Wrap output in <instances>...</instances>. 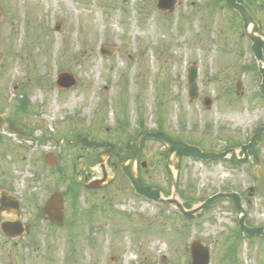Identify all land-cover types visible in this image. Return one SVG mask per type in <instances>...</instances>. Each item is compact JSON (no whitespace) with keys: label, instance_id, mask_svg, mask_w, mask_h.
<instances>
[{"label":"rangeland","instance_id":"rangeland-1","mask_svg":"<svg viewBox=\"0 0 264 264\" xmlns=\"http://www.w3.org/2000/svg\"><path fill=\"white\" fill-rule=\"evenodd\" d=\"M157 2L0 0V110L33 133L21 138L5 125L0 184L13 187L14 183L18 195L26 197L34 188L42 195L55 185L67 186L90 164L94 166L89 171L99 175L97 150L89 152L54 139L77 132L115 142L116 132L119 136L130 130L135 133L142 121L146 129H163L206 148L223 149L246 142L264 124L261 75L235 12L216 0H180L173 12L164 13ZM259 18L264 35V6ZM102 48H112V54H104ZM194 63L199 67L202 96L213 98L210 108L202 98H189L187 67ZM255 64L256 69H244ZM61 71L72 72L77 84L67 90L58 88ZM239 79L242 94L236 92ZM24 98L25 104L20 102ZM49 151L61 156L58 165L66 168L69 179L60 178L57 168L46 163ZM259 151L264 166V141ZM166 154L164 143L146 142L145 179L171 196L176 189L174 174L180 191L176 197L181 202L187 199L193 207L216 192L248 191L256 184L248 166L192 158H184L180 169L175 163L170 175ZM36 175L45 177L35 180ZM123 182L120 177L110 192L83 190L79 212L69 210L61 232L49 238L44 230L47 223L40 220L33 235L44 247L53 241L60 264L67 257L70 264L77 260L94 264L112 256L126 264L154 260L163 264V257L168 264H184L190 258L182 251L198 238L212 246L215 264H230L222 262L226 255L233 260L226 248L238 229L239 213L229 201L216 202L183 235L177 215L136 197ZM252 197L250 223L264 225V197ZM74 231L79 236L71 238ZM241 242L240 258L245 264H264L260 240ZM11 246L4 237L0 239V264H8Z\"/></svg>","mask_w":264,"mask_h":264},{"label":"flooded vegetation","instance_id":"flooded-vegetation-1","mask_svg":"<svg viewBox=\"0 0 264 264\" xmlns=\"http://www.w3.org/2000/svg\"><path fill=\"white\" fill-rule=\"evenodd\" d=\"M8 124V122H6ZM10 124L8 126L10 127ZM126 126L129 125V122L124 124ZM118 127V126H117ZM20 131H22L21 128H19ZM143 123L142 121L139 122L137 131L134 133L131 130L127 131L126 134H122V136H119L118 132H116V136L118 137L115 142H111L109 140H96L90 138L88 133H83L86 135H82L81 132H77L72 138H68L67 142L68 144H73L75 146H81L85 147V149H88L89 152L93 150H97L99 157H98V163L100 166V174L97 176H94V171H89V169H92L94 164H90V167L88 168V171L84 173L83 175H79V179L70 181L67 186L60 188L59 186L55 185L52 189H48V191H44L46 193L40 195L39 192L36 191V189H33V192L29 196H23L18 195V192L15 191L14 183L12 184L13 187H11V184L4 185L0 184V239L4 237L12 244V250L8 254V264H47L50 261V264H60L57 260V247L53 243V241L50 243L49 246L44 247L43 243L41 245L40 241L36 239V237L33 235L34 228L40 223V220L46 222L47 224L44 226V230L46 231V236H56L58 232H61L65 224H67L68 218H69V210H73L75 212H79L80 208L78 206V198L83 190L86 192H101L103 190H108L110 192L113 185L119 180L120 177L125 178V187L128 186L131 190L134 191L130 180L123 174L121 163H125L129 157L132 155V152L129 150V146H132L135 148V142L130 143V141L135 138L138 133L143 130ZM21 134H24V136L28 135L22 131ZM17 135V134H15ZM20 135V134H18ZM17 135V136H18ZM86 136L89 138V140H96L98 142H102L103 145L97 146L94 145L92 147H88L87 145H84L82 141H80L79 136ZM89 135V136H88ZM172 137L176 139H181L178 135H172ZM144 147L141 149L140 153V173L141 177L143 179V182L145 184H149L145 177L144 172L145 168H143L144 165H142V159L143 156V150ZM99 149V150H98ZM212 149H216L213 147ZM87 151H85L86 153ZM250 157L247 163L245 165H250L252 169L260 163V151L258 149H253L250 151ZM238 155L241 157L243 154L241 151H238ZM183 158V157H182ZM185 158V157H184ZM104 162L102 164V162ZM227 161L230 160V158L226 159ZM59 164V163H58ZM55 165L50 166L57 168V172L60 176V178H68V173L66 168L61 167V165ZM5 171V169L3 170ZM46 174V173H45ZM107 176H110L109 181L105 182H98L96 185L91 184L90 181L100 178H107ZM42 177H45L43 175ZM74 177H76V173H74ZM39 179V175L35 176V180ZM258 180V179H257ZM258 183V182H257ZM92 185L94 187H92ZM16 188V187H15ZM47 189V187H46ZM61 191L63 192L64 197V222L62 224L55 223L51 219L47 218V216L44 214L45 204L49 200L50 196L56 192ZM258 194L262 195L261 191L258 189V186H250L248 189L247 196L242 195L244 203L247 204L248 208L252 207V204L254 201L252 200V196H257ZM263 196V195H262ZM252 197V198H251ZM254 197V198H255ZM264 197V196H263ZM97 211V210H96ZM95 211V212H96ZM94 213V212H93ZM180 214V213H179ZM181 215V214H180ZM28 219V220H27ZM75 220H77L75 218ZM248 224L251 226H264L263 224H257V223H250L251 219L250 217L247 218ZM190 225V223H188ZM184 229H189V226L185 223ZM71 238L79 236L77 231H74L69 234ZM251 238H253V241L260 240V250L259 252L264 255V236L254 235ZM72 240H71V247L68 248L71 250L72 248ZM206 244V243H205ZM67 249V253H68ZM196 251H199V256L201 259H204L206 257V252H208L204 247L198 248ZM182 252L185 253V256H188L186 254H189V260L184 262V264H193L192 261V249L191 245L186 246L185 250ZM67 253L63 252L62 256L67 257ZM235 260L233 261H222L223 263H230V264H245L241 258V250L240 246L237 245L234 250ZM210 263L209 264H215V261L213 259L214 254L212 250V246H210ZM112 259L107 262H95L94 264H126L121 259L119 261H116V256H112ZM163 264H168L169 261L166 257H163ZM68 257L64 261V264H70V261H67ZM154 261H149L147 264H154ZM79 260L74 262L73 264H81ZM131 264H139V263H131ZM146 264V263H145ZM196 264H203V262H196Z\"/></svg>","mask_w":264,"mask_h":264},{"label":"water","instance_id":"water-1","mask_svg":"<svg viewBox=\"0 0 264 264\" xmlns=\"http://www.w3.org/2000/svg\"><path fill=\"white\" fill-rule=\"evenodd\" d=\"M176 1L177 0H160L159 1V7L162 9H168L170 11L174 10L175 5H176ZM227 5L229 7H231L232 9L236 10L242 20H243V24H244V29L246 31L247 36L253 41V49L255 51V55L259 61V67H260V71L263 74V81L261 84V91L264 93V66L262 64L263 61V45H264V38L262 36L258 35L259 32V26L257 21L255 20L253 14L250 12V10L243 4L238 2L237 0H224ZM251 26V31H249V28ZM76 83V79L75 77L68 72H62L59 74V78L57 81V84L59 86H72ZM189 86H190V96L192 97V99H195L199 96V86L197 83V70L193 69V71H191L190 75H189ZM4 123V118L3 116L0 114V129L2 128V125ZM263 133H264V126L259 127L255 134L253 135V137L251 138V141L247 144H244L241 148L243 149V151L245 152L246 155H248V149L255 146L257 144V142L259 140L262 139L263 137ZM148 138H156V139H160L163 142H165L170 150L169 155L171 156L173 152L176 153V156L179 157L182 154H186V155H192L195 156L197 158L200 159H212V158H223L226 157L229 153H233L234 156L232 158L233 161H236V155H235V149H227L224 152H209V151H203L200 147L195 146V145H190L187 144L185 142L182 141H177L174 140L171 136H169L166 132L164 131H156V132H150V131H143L140 133V135L137 137V139H135V141L137 142L136 145H140V146H136L135 148H133L134 150V155L131 157V163L126 166L123 165V171L125 172V174L130 178L134 188L136 189V192L144 195L148 198L154 199L156 201H162V202H166V203H175L177 204V206L179 207V209L184 212L187 216L189 217H194L193 214H191L192 212H188L185 210L184 206L179 203L178 200L176 199H163L161 197L160 194V190L159 189H154L151 186H145L142 183V180L140 178L139 172L134 171L133 169V163L136 159L139 158V152L141 150L142 145L144 144V142L146 141V139ZM94 142L90 143L93 144ZM240 161H246V158L241 159ZM257 172L259 174V176L261 177V182H260V186L261 189L264 191V172L262 171V169L257 168ZM221 197H228L230 198V200L240 209L244 212V209L242 207H240V197L238 194L236 193H219L216 194L210 198H208L203 204H201L198 208L195 209V211L197 213H200V210L203 209L204 207L208 206L210 203H212L213 201H215L218 198ZM56 196H53L51 201H49V204L52 209L48 210V213L50 214V216L54 219L58 218L60 220H62L63 217V208H62V196L59 200V210L60 213L58 214L55 213V211L58 209L57 203H56ZM54 203L55 205V210H54ZM245 220V216H242L241 220H240V224H241V228L243 230H245L249 235H251L252 233H264V229L262 227H258V228H251L245 225L244 223ZM195 256H196V252ZM194 256V257H195Z\"/></svg>","mask_w":264,"mask_h":264},{"label":"trees","instance_id":"trees-1","mask_svg":"<svg viewBox=\"0 0 264 264\" xmlns=\"http://www.w3.org/2000/svg\"><path fill=\"white\" fill-rule=\"evenodd\" d=\"M247 4L248 7H250L255 14H257L261 7L264 6V0H240ZM25 104V103H24Z\"/></svg>","mask_w":264,"mask_h":264}]
</instances>
